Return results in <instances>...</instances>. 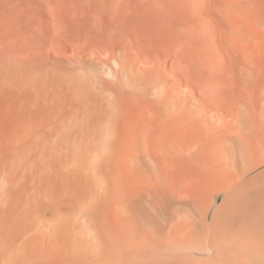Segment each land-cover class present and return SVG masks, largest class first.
<instances>
[{
    "label": "bare ground",
    "instance_id": "1",
    "mask_svg": "<svg viewBox=\"0 0 264 264\" xmlns=\"http://www.w3.org/2000/svg\"><path fill=\"white\" fill-rule=\"evenodd\" d=\"M0 264H264V0H0Z\"/></svg>",
    "mask_w": 264,
    "mask_h": 264
}]
</instances>
